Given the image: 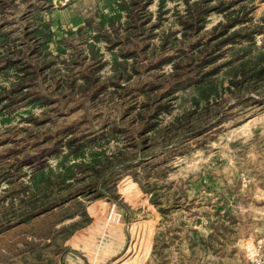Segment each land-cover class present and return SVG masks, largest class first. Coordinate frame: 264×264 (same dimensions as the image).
<instances>
[{"label":"rangeland","instance_id":"rangeland-1","mask_svg":"<svg viewBox=\"0 0 264 264\" xmlns=\"http://www.w3.org/2000/svg\"><path fill=\"white\" fill-rule=\"evenodd\" d=\"M32 1L46 7L44 1ZM114 1L53 0L42 10V20L61 36L86 17L112 14ZM177 1L167 7L178 3L182 10ZM254 4L258 22L264 2ZM150 10L155 12L156 2ZM165 16L167 26L172 10ZM220 18L210 15L207 28ZM50 48L55 53V45ZM100 75H110L109 65ZM51 81L47 74L40 88L52 90ZM0 85L8 82L0 78ZM122 93L94 101L76 93L46 106L20 102L0 115V264H250L245 247L258 233L253 229L264 225V103H255L259 96L249 95L255 101L236 105L220 124L187 140L163 143L149 134L141 143L144 153L130 146L133 133L110 140L106 154L124 151L127 162L97 182L90 172L73 167L86 157L66 155L63 129L76 126L80 135L107 126L122 113L119 101L128 100ZM169 121L170 116L160 120L161 125ZM92 186L104 195L79 194L21 222L26 214Z\"/></svg>","mask_w":264,"mask_h":264},{"label":"trees","instance_id":"trees-1","mask_svg":"<svg viewBox=\"0 0 264 264\" xmlns=\"http://www.w3.org/2000/svg\"><path fill=\"white\" fill-rule=\"evenodd\" d=\"M38 1L46 7L32 0H0V78L8 82L0 85V115L20 102L46 106L76 93L91 101L109 94L112 100L123 92L128 100L119 101L122 113L107 126L80 135L76 126L63 129L66 155L86 157L73 167L90 172L97 182L127 162L124 151H105L120 135L133 133L130 146L144 153L147 147L141 143L149 134L163 143L187 140L220 124L236 105L255 101L249 96L253 93L259 96L255 103H264V14L254 21L255 0H178L182 10L178 3L169 9L172 0H115L112 14L86 17L61 36L42 20V10L53 0ZM170 10L173 19L164 26ZM212 14L221 18L207 28ZM106 65L110 75L102 78ZM165 66L170 71L164 72ZM47 74L52 76L50 91L40 88ZM176 108L180 111L173 114ZM164 116L170 121L161 125ZM87 193L104 195L97 186L77 190L21 222Z\"/></svg>","mask_w":264,"mask_h":264},{"label":"built area","instance_id":"built-area-1","mask_svg":"<svg viewBox=\"0 0 264 264\" xmlns=\"http://www.w3.org/2000/svg\"><path fill=\"white\" fill-rule=\"evenodd\" d=\"M245 256L250 264H264V232L246 245Z\"/></svg>","mask_w":264,"mask_h":264},{"label":"crops","instance_id":"crops-1","mask_svg":"<svg viewBox=\"0 0 264 264\" xmlns=\"http://www.w3.org/2000/svg\"><path fill=\"white\" fill-rule=\"evenodd\" d=\"M253 232H258V233L256 234V236H258L259 234H261L262 232H264V225L261 226L260 228H255V229H253Z\"/></svg>","mask_w":264,"mask_h":264},{"label":"water","instance_id":"water-1","mask_svg":"<svg viewBox=\"0 0 264 264\" xmlns=\"http://www.w3.org/2000/svg\"><path fill=\"white\" fill-rule=\"evenodd\" d=\"M56 4H59V1H56Z\"/></svg>","mask_w":264,"mask_h":264}]
</instances>
